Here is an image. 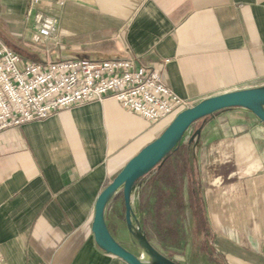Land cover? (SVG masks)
Wrapping results in <instances>:
<instances>
[{
	"label": "crops",
	"instance_id": "1",
	"mask_svg": "<svg viewBox=\"0 0 264 264\" xmlns=\"http://www.w3.org/2000/svg\"><path fill=\"white\" fill-rule=\"evenodd\" d=\"M29 6L30 0H0V36L30 53L25 60L133 58L157 65L188 108L264 89V0H38L34 10L57 21L56 39L40 44L32 42ZM200 121L201 142L211 152H200V178L187 181L189 207L199 198L219 264H264V163L253 141L255 118L234 108L191 127ZM169 123L149 122L105 99L1 132L0 254L6 264H126L95 243V204ZM214 163L232 170L213 169V179L204 181V167ZM240 163L245 167L235 168ZM144 177L131 190V210L140 206ZM120 209L117 191L103 217L125 249L116 231Z\"/></svg>",
	"mask_w": 264,
	"mask_h": 264
},
{
	"label": "built area",
	"instance_id": "2",
	"mask_svg": "<svg viewBox=\"0 0 264 264\" xmlns=\"http://www.w3.org/2000/svg\"><path fill=\"white\" fill-rule=\"evenodd\" d=\"M37 3L30 0L26 13L34 26L32 42L54 41L57 21L34 10ZM168 62L163 61L161 67ZM105 99L152 123L173 119L189 107V102L164 84L157 65H144L133 58L33 62L6 46L0 49V133ZM0 264H6L1 254Z\"/></svg>",
	"mask_w": 264,
	"mask_h": 264
},
{
	"label": "rangeland",
	"instance_id": "3",
	"mask_svg": "<svg viewBox=\"0 0 264 264\" xmlns=\"http://www.w3.org/2000/svg\"><path fill=\"white\" fill-rule=\"evenodd\" d=\"M9 48V47H8ZM264 109V102L260 103ZM255 118V133L253 141L256 147L257 160L264 163V124L251 112ZM172 121V119L166 120ZM203 121L195 124L173 147L168 157L145 174L143 187L140 190V206L131 210L130 226L138 227L140 233L153 248L155 253L167 264H219L221 259L215 252L213 233L209 227L208 233H202L197 228L190 209L187 181L190 175L199 179L200 152H211L201 142V126ZM241 134H237L239 137ZM204 138L206 135L203 136ZM240 163L237 167L243 169ZM217 169L222 174L232 170L230 165L217 167L208 164L204 167V181L213 179L212 170ZM207 176V177H206ZM221 183H226L221 178ZM213 203L217 198L209 194ZM221 200V199H219ZM124 210L120 209L116 231L124 238L125 250L140 259V254L132 240L129 226L124 220ZM212 227V226H211ZM115 229V228H114Z\"/></svg>",
	"mask_w": 264,
	"mask_h": 264
},
{
	"label": "water",
	"instance_id": "4",
	"mask_svg": "<svg viewBox=\"0 0 264 264\" xmlns=\"http://www.w3.org/2000/svg\"><path fill=\"white\" fill-rule=\"evenodd\" d=\"M262 102H264V89L238 91L209 98L177 114L162 134L129 160L98 196L92 223L95 243L106 253L123 260L126 264H144L113 240L103 217L108 199L117 191H121L125 222L130 230L132 188L142 176L150 172L171 152L194 123L222 110L241 108L251 112L264 124V109L260 106ZM138 231L140 232L139 228Z\"/></svg>",
	"mask_w": 264,
	"mask_h": 264
},
{
	"label": "trees",
	"instance_id": "5",
	"mask_svg": "<svg viewBox=\"0 0 264 264\" xmlns=\"http://www.w3.org/2000/svg\"><path fill=\"white\" fill-rule=\"evenodd\" d=\"M0 38L5 43V45H7L12 51L18 53L23 59H29L31 57L30 53H27L25 50L18 48V47H15V46H12V44L5 37L0 36ZM168 156H169V154H168ZM168 156H166V157H168ZM154 168H156V167H154ZM192 183H193L192 185H195L194 182H192ZM192 204H193V206L191 207V211L193 213V218L195 219L196 226H197V228H199L202 231V233H205V235H206L208 233V231H210V230H209L208 224L206 222V218H205V209L200 205L199 198H194Z\"/></svg>",
	"mask_w": 264,
	"mask_h": 264
},
{
	"label": "bare ground",
	"instance_id": "6",
	"mask_svg": "<svg viewBox=\"0 0 264 264\" xmlns=\"http://www.w3.org/2000/svg\"><path fill=\"white\" fill-rule=\"evenodd\" d=\"M130 234L132 240L134 241V245L137 247L140 260L144 264H166V262L159 257L153 248L149 245L147 240L140 234L137 227L130 228Z\"/></svg>",
	"mask_w": 264,
	"mask_h": 264
}]
</instances>
